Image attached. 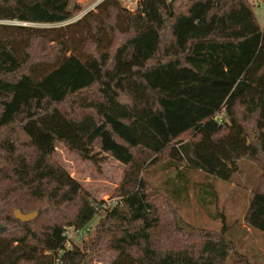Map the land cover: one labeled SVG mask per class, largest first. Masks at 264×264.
<instances>
[{
    "label": "trees",
    "instance_id": "obj_1",
    "mask_svg": "<svg viewBox=\"0 0 264 264\" xmlns=\"http://www.w3.org/2000/svg\"><path fill=\"white\" fill-rule=\"evenodd\" d=\"M254 7L102 0L65 27L40 29L29 25L64 23L78 7L0 0V264H91L101 251L115 253L110 264H253L227 226L179 228V191L171 198L145 175L183 162L228 180L249 159L262 173L244 223L264 232V27ZM58 142L124 164L120 198L91 197L55 160ZM17 209L38 216L22 222ZM99 212L84 248L70 245L66 231Z\"/></svg>",
    "mask_w": 264,
    "mask_h": 264
},
{
    "label": "rangeland",
    "instance_id": "obj_2",
    "mask_svg": "<svg viewBox=\"0 0 264 264\" xmlns=\"http://www.w3.org/2000/svg\"><path fill=\"white\" fill-rule=\"evenodd\" d=\"M102 0H71L74 10L73 17L57 24H32L29 26L40 29L51 27H65L82 18L85 14L95 11ZM126 7L125 0H119ZM254 2L255 15L261 27H264V0H251ZM136 6H131L135 10ZM9 25L21 24L19 21L2 22ZM75 26L72 30L77 31ZM108 37V36H107ZM76 41V36H73ZM256 135L253 133V139ZM104 159L99 163L84 159L76 152L68 149L62 142H58L54 153L55 160L67 170V172L81 184L91 197L105 202V205L116 202L120 196L118 188L123 180L126 166L113 157L102 153ZM182 171L183 176H176V171ZM261 167L249 160L238 161L230 179L225 180L212 175H206L202 171L178 162L175 166L160 164L145 177L167 196H174V190L179 195L175 198L174 205L171 204V212L174 219L199 232H219L223 226L228 227L227 236L238 246L239 250L248 257L253 264H264V232L252 230L245 226L244 213L249 203L252 192L257 185ZM176 188V189H175ZM172 198V197H171ZM168 202L165 201L161 207L167 212ZM18 210V209H17ZM16 211V210H15ZM38 216V215H37ZM101 213L95 215L83 228L75 231L69 230L70 245L84 248V239L90 240L100 222ZM179 227V226H178ZM88 231V232H86ZM87 236L85 237V234ZM188 232V231H187ZM193 232V230H192ZM191 232V233H192ZM115 258V253L101 251L91 264H110ZM232 262V261H231Z\"/></svg>",
    "mask_w": 264,
    "mask_h": 264
},
{
    "label": "water",
    "instance_id": "obj_3",
    "mask_svg": "<svg viewBox=\"0 0 264 264\" xmlns=\"http://www.w3.org/2000/svg\"><path fill=\"white\" fill-rule=\"evenodd\" d=\"M37 215H38L37 211H33L30 213H23L21 210L15 211V217L22 222H29L31 220H34L37 217ZM177 224H178L179 228L188 231V233H191L193 230L189 226L183 224L180 219L177 220Z\"/></svg>",
    "mask_w": 264,
    "mask_h": 264
},
{
    "label": "built area",
    "instance_id": "obj_4",
    "mask_svg": "<svg viewBox=\"0 0 264 264\" xmlns=\"http://www.w3.org/2000/svg\"><path fill=\"white\" fill-rule=\"evenodd\" d=\"M125 2H127L126 7L131 10V6H136L137 7V5L139 3V0H125ZM217 119H220V116H218ZM69 230H71V229H68L66 231L68 236H69V232H70Z\"/></svg>",
    "mask_w": 264,
    "mask_h": 264
}]
</instances>
